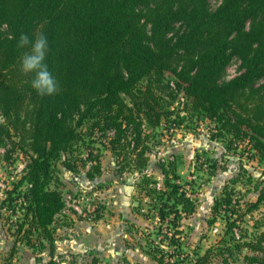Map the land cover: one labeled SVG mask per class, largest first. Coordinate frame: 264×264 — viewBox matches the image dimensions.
Returning a JSON list of instances; mask_svg holds the SVG:
<instances>
[{"label":"trees","instance_id":"obj_1","mask_svg":"<svg viewBox=\"0 0 264 264\" xmlns=\"http://www.w3.org/2000/svg\"><path fill=\"white\" fill-rule=\"evenodd\" d=\"M212 1L0 0V110L28 138L32 152L22 178L31 186L15 199L22 196L24 210L17 235L25 233L29 246L48 241L54 248V224L66 207L62 191L52 188L59 161L75 170L84 160L91 166L89 179L101 175V157L90 149L86 158L78 148L85 144L79 131L84 125L115 131L113 151L115 141L133 132L128 144L137 151L143 126L169 123V107L182 93L190 114L247 143L264 162V0H216L215 8ZM21 34L33 42L37 34L47 38L44 62L58 83L56 94L38 95L31 86L35 73L22 72L21 57L31 46L17 47ZM232 62L239 63V74L226 79ZM139 155L138 164H145L143 151ZM167 186V201L176 202L159 205L161 219L171 212L178 216V204L193 213V200L179 193L180 186L170 180ZM262 202L264 193L257 204ZM223 207L227 215L234 212L230 201L217 202L214 210ZM231 220L225 235L232 236L220 252L232 256L234 249L249 250L255 255L246 259L261 262L264 235L248 242L235 238ZM34 235L37 243L30 239Z\"/></svg>","mask_w":264,"mask_h":264},{"label":"rangeland","instance_id":"obj_2","mask_svg":"<svg viewBox=\"0 0 264 264\" xmlns=\"http://www.w3.org/2000/svg\"><path fill=\"white\" fill-rule=\"evenodd\" d=\"M217 5L218 1L213 0L212 6ZM239 68L238 62H232L225 78L237 76ZM183 96L179 94L177 101L169 107L172 112L169 123L164 120L161 126H143V145L137 151L134 145L128 144L133 141V132L120 142L115 141L113 151L111 137L115 131L94 130L90 124L80 128L85 142L78 145V148L82 147L81 154L87 158L92 149L94 156L101 157V175L95 180L89 179L91 166L84 160L78 162L75 170L66 168L60 161L56 165L52 188L62 191L66 206L70 197L85 198V207L96 205L95 217L106 218L103 227L111 222V217L115 218L109 209H116L110 207L107 195L113 186L114 189L119 185L137 188L135 200L142 199L147 191L152 197L151 200L146 196V202L141 200L150 226H143L138 233L140 228L133 224L132 234L125 238L111 233L105 238L104 251H91L84 262H70L65 252L59 250L62 237L58 235V229L68 224L59 220L71 213L79 218L69 209H64L54 224V248L51 249L48 241L41 246L36 235L30 238L37 243L36 247L29 246L25 233L22 232L21 237L17 235L24 210L22 196L15 200L16 193H23L31 186L22 178L29 170L32 152L28 138L16 131L0 110V264H49L52 258L55 264L68 261L70 264H161L160 261L162 264H197L202 258L204 264H252L246 255L252 257L254 252L244 250L241 253L234 249L233 255L227 256L220 250L232 236L225 235L229 217L235 223V238L243 237L242 241L248 242L264 235V202L257 204L264 193V162L254 157L247 143L236 141L226 132L222 136L214 122L190 114L185 109ZM87 147L91 148L85 149ZM74 151L73 156L78 157L77 148ZM140 151L147 159L145 164H138L142 159ZM72 161L74 163V158ZM168 180L180 186L179 193H185L193 200V213L183 212L182 205L178 204L181 211L178 216L169 212L161 219L159 205L172 206L176 202L167 201L171 192ZM12 191L15 194L11 197ZM227 201L232 203L234 212L225 214V207L223 211L215 212L217 202L224 205ZM15 206V211L11 210L10 207ZM107 212H110L109 218ZM260 257H263L261 262L256 264H264V256ZM226 258H229L228 263Z\"/></svg>","mask_w":264,"mask_h":264},{"label":"crops","instance_id":"obj_3","mask_svg":"<svg viewBox=\"0 0 264 264\" xmlns=\"http://www.w3.org/2000/svg\"><path fill=\"white\" fill-rule=\"evenodd\" d=\"M114 188L116 187L113 186L107 191V195L110 197V207L116 209H109L110 212H114L115 214V218L111 217L112 223L109 222L103 227L106 218L102 217L99 220H95V217L93 219H85L81 216L77 218L72 213L69 214L71 216L59 220L60 223L68 222V224L58 229V235L62 237L59 243V250L65 252V257L70 262L86 261L87 255L91 251H95L96 253L103 252L105 238H108L111 233H116L117 236L122 235L125 238L132 234L131 227L133 224L137 228H140L137 231L138 233H141L143 226L146 227L149 225L148 220L150 219L145 217V209L141 205V200L148 201V198H145L147 195H142V199L135 200L134 196L137 194V188L133 187L130 189L125 185H119L117 189ZM114 196L115 198L112 200ZM148 208L151 207L148 206ZM110 212L106 214L108 218ZM108 241L109 239H106V242ZM70 262L68 261L69 264Z\"/></svg>","mask_w":264,"mask_h":264},{"label":"clouds","instance_id":"obj_4","mask_svg":"<svg viewBox=\"0 0 264 264\" xmlns=\"http://www.w3.org/2000/svg\"><path fill=\"white\" fill-rule=\"evenodd\" d=\"M29 46H31L30 51L25 52L21 57L22 72L25 74L35 73L31 86L38 95L56 94L59 91L58 83L44 62L48 51L47 38L42 34H37L33 42L27 35L21 34L17 47L23 49Z\"/></svg>","mask_w":264,"mask_h":264},{"label":"built area","instance_id":"obj_5","mask_svg":"<svg viewBox=\"0 0 264 264\" xmlns=\"http://www.w3.org/2000/svg\"><path fill=\"white\" fill-rule=\"evenodd\" d=\"M70 201H68L67 206L65 209H69L75 214L85 218V219H93L95 217L96 212V205H86L85 207V198H69Z\"/></svg>","mask_w":264,"mask_h":264}]
</instances>
